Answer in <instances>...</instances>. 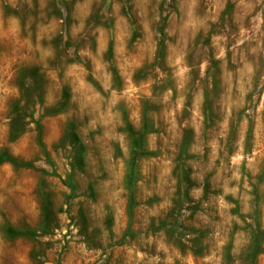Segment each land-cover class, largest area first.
<instances>
[{
    "label": "rangeland",
    "instance_id": "rangeland-1",
    "mask_svg": "<svg viewBox=\"0 0 264 264\" xmlns=\"http://www.w3.org/2000/svg\"><path fill=\"white\" fill-rule=\"evenodd\" d=\"M0 264H264V0H0Z\"/></svg>",
    "mask_w": 264,
    "mask_h": 264
},
{
    "label": "trees",
    "instance_id": "trees-1",
    "mask_svg": "<svg viewBox=\"0 0 264 264\" xmlns=\"http://www.w3.org/2000/svg\"><path fill=\"white\" fill-rule=\"evenodd\" d=\"M255 252H257V247H255V249H254V253H255ZM252 260H253V256H252Z\"/></svg>",
    "mask_w": 264,
    "mask_h": 264
}]
</instances>
